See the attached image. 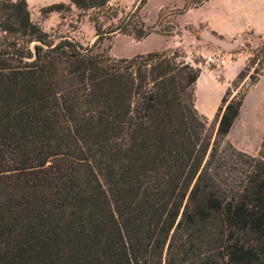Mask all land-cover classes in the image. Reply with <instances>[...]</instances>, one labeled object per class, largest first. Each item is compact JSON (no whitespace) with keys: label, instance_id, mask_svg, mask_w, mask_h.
Segmentation results:
<instances>
[{"label":"trees","instance_id":"obj_1","mask_svg":"<svg viewBox=\"0 0 264 264\" xmlns=\"http://www.w3.org/2000/svg\"><path fill=\"white\" fill-rule=\"evenodd\" d=\"M113 1L71 0L96 30L84 46L0 0V264H264V141L227 139L246 91L213 125L177 52L112 58L104 41L156 33L149 0ZM263 74L264 45L233 85Z\"/></svg>","mask_w":264,"mask_h":264},{"label":"rangeland","instance_id":"obj_2","mask_svg":"<svg viewBox=\"0 0 264 264\" xmlns=\"http://www.w3.org/2000/svg\"><path fill=\"white\" fill-rule=\"evenodd\" d=\"M26 1L33 22L39 25L43 31L56 37H70L84 46H91L96 41V30L89 17L82 16L80 18L81 12L75 7H72L71 10L67 8L70 6L71 0ZM138 1L114 0L112 5H118L128 13L137 5ZM163 1L149 0L141 12L142 19L148 26L154 27L156 33L141 41L131 36L118 34L111 41H104L101 50H105L114 59H130L137 55L165 50L177 52L180 60L186 61L201 70L200 77L203 79L199 81L198 86L197 84L195 86L196 102L199 101V108L197 109L213 125L218 109L222 104L212 112L204 109L203 106H207L212 97V93L204 89L205 78L211 76L218 82L228 83L227 90L232 89V96L229 101L234 96H237L236 100L239 99V95L246 91L240 115L227 139L237 149L258 155L264 141V74L260 77L259 82L251 87L248 78L236 87L233 83L239 73L247 66L249 59L253 57L255 50L264 45V39L247 35L244 41H240L235 48L222 49L204 39V30L178 26L177 17L182 12L181 10L168 8L158 12ZM56 4H65L66 7L61 11L50 12L49 8ZM236 41L239 39L226 42L235 43ZM238 57H243L246 64L233 79L232 65Z\"/></svg>","mask_w":264,"mask_h":264},{"label":"crops","instance_id":"obj_3","mask_svg":"<svg viewBox=\"0 0 264 264\" xmlns=\"http://www.w3.org/2000/svg\"><path fill=\"white\" fill-rule=\"evenodd\" d=\"M168 8L182 11L177 17L180 27L209 31L224 41H244L247 35L264 39V0H164L158 12ZM245 64L243 57L233 61V79ZM228 86L211 76L205 78L204 89L212 93L208 105L203 106L206 111L212 112L222 104Z\"/></svg>","mask_w":264,"mask_h":264},{"label":"water","instance_id":"obj_4","mask_svg":"<svg viewBox=\"0 0 264 264\" xmlns=\"http://www.w3.org/2000/svg\"><path fill=\"white\" fill-rule=\"evenodd\" d=\"M203 37L205 40L211 42L212 44L227 50L235 48L240 43V40L236 41L235 43H228L224 40L215 37V35L211 34L209 31H205Z\"/></svg>","mask_w":264,"mask_h":264}]
</instances>
